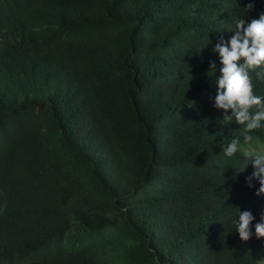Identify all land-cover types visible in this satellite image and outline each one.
Masks as SVG:
<instances>
[{"label":"trees","instance_id":"trees-1","mask_svg":"<svg viewBox=\"0 0 264 264\" xmlns=\"http://www.w3.org/2000/svg\"><path fill=\"white\" fill-rule=\"evenodd\" d=\"M249 2L0 0V264H264V121L245 144L214 106Z\"/></svg>","mask_w":264,"mask_h":264},{"label":"clouds","instance_id":"clouds-1","mask_svg":"<svg viewBox=\"0 0 264 264\" xmlns=\"http://www.w3.org/2000/svg\"><path fill=\"white\" fill-rule=\"evenodd\" d=\"M244 8L251 12L255 9V4L250 0ZM235 25L234 35L227 41L220 37L213 48V52L219 55L222 65L221 75L215 81L217 92L214 106L217 110L223 111L222 121L232 122L235 119L236 123L244 126L241 135L247 144L254 139L251 135L252 130L260 128V122L264 121V110L250 112L254 106L261 105L264 97L254 95L248 71L264 65V11L258 14V18L237 19ZM209 66L210 72H215V62L210 61ZM256 78H264V71H257ZM240 139L233 137L229 141L223 149L226 156L231 157L239 150ZM251 163L254 171L246 178V183L252 188L254 187L252 181H258L260 187L256 195L259 197L264 195V154H257ZM236 208L238 220H234L233 223L241 241L247 242L253 234L249 226L255 217L250 211L242 212L239 207ZM255 236L257 239L264 238V213L261 214L260 222L255 224Z\"/></svg>","mask_w":264,"mask_h":264},{"label":"rangeland","instance_id":"rangeland-1","mask_svg":"<svg viewBox=\"0 0 264 264\" xmlns=\"http://www.w3.org/2000/svg\"><path fill=\"white\" fill-rule=\"evenodd\" d=\"M255 149H259L261 152H264V146L258 145V147ZM253 150H254V148H253Z\"/></svg>","mask_w":264,"mask_h":264}]
</instances>
